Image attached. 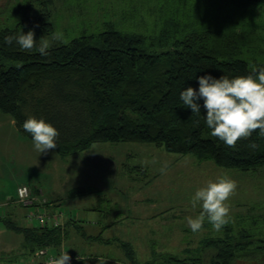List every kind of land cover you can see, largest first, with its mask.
Returning <instances> with one entry per match:
<instances>
[{
    "label": "trees",
    "instance_id": "obj_1",
    "mask_svg": "<svg viewBox=\"0 0 264 264\" xmlns=\"http://www.w3.org/2000/svg\"><path fill=\"white\" fill-rule=\"evenodd\" d=\"M198 1L204 14L190 13L185 3L189 13L179 8L176 17L164 20L157 36L111 27L49 47L47 56L35 48L23 50L15 41L5 42V37L29 30L55 31L49 11L32 14L33 4L21 3L17 13L22 19L14 26L0 27V110L10 114L29 138L31 134L23 129L29 116L51 123L60 133L56 150L62 157L96 142L132 141L193 154L200 161L213 160L226 168L249 171L264 166V137L258 130L234 148L227 147L211 135L203 100L198 101L201 112L196 114L180 99L187 87L198 91L201 75L232 79L264 68V46H259L256 32V12L264 7V0ZM255 48L256 57H250ZM94 191L98 190L74 187L69 196ZM0 219L23 234L29 255L43 247L59 252L68 235L66 231L62 236L61 227ZM255 235L210 237L202 242L200 256L155 254L143 263L130 242L121 244L132 264H152L156 258L164 264H264V238L256 241ZM95 257L90 255L77 264H103L101 257Z\"/></svg>",
    "mask_w": 264,
    "mask_h": 264
},
{
    "label": "rangeland",
    "instance_id": "obj_2",
    "mask_svg": "<svg viewBox=\"0 0 264 264\" xmlns=\"http://www.w3.org/2000/svg\"><path fill=\"white\" fill-rule=\"evenodd\" d=\"M25 2L33 4L32 14L51 13L55 31L35 32L36 41L44 37L50 47L111 27L157 36L164 20L176 17L179 8L189 13L185 3L190 13H203L198 0H0V7L6 5L0 9V27L16 25L22 19L17 6ZM256 24L258 44L263 47L264 7L256 12ZM57 32L63 33L62 40L53 38ZM249 53L256 57V48ZM257 57L262 58L260 53ZM11 121L12 116L0 110V215L9 210L2 203L16 196L19 184L28 183L33 192L42 189L43 198L53 201L51 207L63 210L60 231L63 237L66 231L68 235L58 250L74 256L72 264L88 258L87 253L99 255L103 264H132L122 241L132 244L137 260L143 263L155 254L186 259L200 256L202 242L210 237L246 232L257 233L253 236L256 241L264 238V166L249 171L226 168L213 160L200 161L193 154L132 141L96 142L62 157L56 148L44 153L35 150L33 139L21 134ZM165 164L167 171L162 174ZM224 175L238 185L228 201L230 222L217 232L205 221L200 231L192 232L187 218H195L201 211L200 205L192 207V196L209 180ZM91 186L98 191L69 196L74 187ZM18 208L19 225H24L25 207L20 204ZM93 220L109 228L101 239L91 236L100 228L90 226ZM22 237L0 219V256H13ZM75 249L79 251H71ZM152 264H164V260L156 258Z\"/></svg>",
    "mask_w": 264,
    "mask_h": 264
},
{
    "label": "clouds",
    "instance_id": "obj_3",
    "mask_svg": "<svg viewBox=\"0 0 264 264\" xmlns=\"http://www.w3.org/2000/svg\"><path fill=\"white\" fill-rule=\"evenodd\" d=\"M54 39L62 40L63 33L54 34ZM15 41L23 50L35 48L42 56H47L50 47L47 39H35L34 30L26 34L21 32L15 36L5 37V42L11 45ZM38 45V46H37ZM199 89L187 87L180 99L190 108L192 113L199 114L203 100L206 110V123L212 130L211 135L223 141L227 147H235L241 139L251 137L259 131L264 137V68L253 69V74L229 79L226 75L219 78L211 74L198 77ZM23 129L30 133L35 150L44 153L57 147L59 130L44 119L29 116L23 123ZM252 147H256L255 144ZM167 164L161 169L166 173ZM237 181L224 175L215 181L209 180L206 186L199 188L192 196L191 205H200L201 211L195 218H187V224L192 232L200 231L205 221L220 231L230 222V205L228 201L234 195ZM68 252H61L58 258H52L48 264H70Z\"/></svg>",
    "mask_w": 264,
    "mask_h": 264
},
{
    "label": "built area",
    "instance_id": "obj_4",
    "mask_svg": "<svg viewBox=\"0 0 264 264\" xmlns=\"http://www.w3.org/2000/svg\"><path fill=\"white\" fill-rule=\"evenodd\" d=\"M17 202L27 209L24 217L28 225L60 227L64 223L63 210L52 208L48 204L47 199L35 194L27 184H22L18 187ZM61 252H67V250L62 249L59 252H55L43 247L39 248L33 255H30L27 260L10 261L6 264H48L50 259L58 258ZM69 256L71 257L70 264H72L75 257Z\"/></svg>",
    "mask_w": 264,
    "mask_h": 264
},
{
    "label": "crops",
    "instance_id": "obj_5",
    "mask_svg": "<svg viewBox=\"0 0 264 264\" xmlns=\"http://www.w3.org/2000/svg\"><path fill=\"white\" fill-rule=\"evenodd\" d=\"M11 123H13L16 126V128L19 130V132L21 133V131L18 128V126L16 124V121L14 120L13 117H12ZM22 184H28V183H21V184L18 185V187L20 185H22ZM17 191H18V188H17ZM34 193L40 195L41 197H43V191H42V189H39L38 187L34 191ZM11 201H12L13 205H11ZM2 204L4 206H10V208H9V210L1 212L2 214L0 215V218L1 217H8V218L13 219L16 223L19 224L18 217H19L20 214H19L18 206L20 204L17 202V193H16V196L9 198L6 202H3ZM93 209H95V208H93ZM25 210H26V208L24 209V213L22 212L23 215L21 214L23 217H24L25 212H26ZM69 213H71V212H69ZM71 214H73V213H71ZM24 220H25V217H24ZM89 222L92 223L90 226H92L94 228L100 227L99 226L100 224H98V222H96L94 220L93 221H89ZM25 223H26V220H25ZM24 225L28 226L27 223L24 224ZM106 230L109 232V228L106 229V226L100 227L99 229H96V230L92 231L93 235H91V236L93 238H95V239H101V237H103V235L105 233H107ZM94 234H96V235H94ZM20 244L21 245H18L17 249H15V252H14L13 256H9V257L8 256H0V264H6V263H8L10 261H22L24 259H27L30 255L28 254V252L25 250V247H24V236L21 238V243ZM71 251H79V250L75 249V250H71ZM87 254L94 255V256H99V255H97L95 253H87Z\"/></svg>",
    "mask_w": 264,
    "mask_h": 264
}]
</instances>
